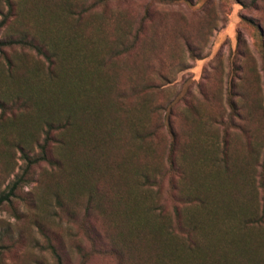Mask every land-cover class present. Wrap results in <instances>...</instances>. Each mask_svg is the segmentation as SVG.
Here are the masks:
<instances>
[{
  "label": "rangeland",
  "instance_id": "374dc122",
  "mask_svg": "<svg viewBox=\"0 0 264 264\" xmlns=\"http://www.w3.org/2000/svg\"><path fill=\"white\" fill-rule=\"evenodd\" d=\"M0 23L1 41L60 43L67 71L83 72L102 110L88 122L89 143L72 140L74 166L28 165L45 134L27 95L62 64L21 43L0 49V196L24 176L0 204V264H146L154 247L143 231L113 247L127 233L119 193L140 206L145 190L144 201L174 215L181 186L201 181L250 201L253 236L264 235L263 193L253 188L264 174V0H0ZM19 136L32 146L19 148ZM149 170L158 185L145 188ZM238 222L229 224L242 233Z\"/></svg>",
  "mask_w": 264,
  "mask_h": 264
},
{
  "label": "trees",
  "instance_id": "16d2710c",
  "mask_svg": "<svg viewBox=\"0 0 264 264\" xmlns=\"http://www.w3.org/2000/svg\"><path fill=\"white\" fill-rule=\"evenodd\" d=\"M161 1L172 2L173 0ZM15 43L34 47L49 59L51 64L54 63V60H60V64H62L54 72L50 67L48 76L50 82L45 84L41 80L38 86L32 89L33 93L27 95L26 102H29L32 111L35 113L31 120L32 125L34 128H41L45 134L43 143L39 145L38 154L33 157L29 154L25 155L28 165L47 160L60 167L74 166V154L70 145L75 138L83 143H89L93 131L87 126L89 125L88 122L102 114L100 95L93 96L94 92L85 82L83 72L72 75L67 71L64 64L69 59V55L60 43L50 41L46 44V48L47 45L49 48L45 51L44 47L42 48L31 40L18 38L9 41L0 40V49ZM59 45L63 48V52L58 51ZM79 87L80 89L76 93ZM26 130V127L21 128L19 134L25 133ZM92 140L93 143L97 142L95 137L91 139V142ZM54 142L57 144L56 148L53 146ZM16 144L19 148L32 146V143L22 136L16 139ZM52 148H55L58 154V161L52 155ZM169 150V171L173 173L177 165L174 141ZM89 163L84 165L87 166ZM151 165L156 167L152 168L151 171L155 174L158 172L159 177H161V172L158 171L159 166L155 163H151ZM77 166L78 163H76ZM151 171L145 173V181L142 183L145 188H149L151 182L156 183L159 180L158 175L152 174ZM167 174L170 176L168 172ZM162 178L165 179L167 176L162 175ZM23 180L24 176L18 178L10 187L9 192L0 196V204L14 194L17 185ZM204 182L206 181L200 182V189H195L196 191L192 190L194 188L192 184L188 186L185 183L181 186L180 195L174 196L183 205L181 208L174 207V215L165 214V210L160 205L151 206L154 201H149V203L144 201L147 197L145 190V197L141 200L140 206L133 199L132 191L119 193L118 201L124 210H117V213H123L127 233L119 230L114 238L117 240V245H113V247L116 248L117 252L119 244L128 247L138 230V232L143 231L146 237L150 238L154 247V249L151 248L152 251L150 252L153 260L149 254L145 258L146 264L149 262L154 264L155 259L156 264H264V235L253 236L252 229L255 226L253 223L256 221L254 220L256 210L248 206L250 201L248 203L245 200L237 201L227 185L217 192ZM156 184L158 185V182ZM259 184L255 187V181L253 188L256 191L261 188L264 203V174L262 175V183ZM122 197L131 201L123 203L120 201ZM215 217L222 221L221 233L213 228L216 225L213 223ZM260 217L264 219V204ZM233 218L238 219L242 233L238 232V227L229 224Z\"/></svg>",
  "mask_w": 264,
  "mask_h": 264
}]
</instances>
